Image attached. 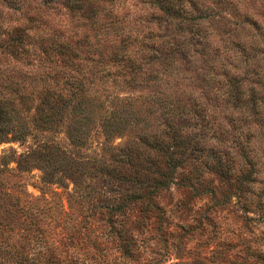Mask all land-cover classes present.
<instances>
[{
	"label": "rangeland",
	"instance_id": "rangeland-1",
	"mask_svg": "<svg viewBox=\"0 0 264 264\" xmlns=\"http://www.w3.org/2000/svg\"><path fill=\"white\" fill-rule=\"evenodd\" d=\"M50 97L62 108L47 125ZM0 103L11 192L41 196L46 163L17 161L46 144L87 163L94 187L115 147L181 144L160 200L174 236L148 256L264 264V0H0ZM57 172L68 209L77 177ZM11 205L0 198V221L22 215Z\"/></svg>",
	"mask_w": 264,
	"mask_h": 264
},
{
	"label": "trees",
	"instance_id": "trees-1",
	"mask_svg": "<svg viewBox=\"0 0 264 264\" xmlns=\"http://www.w3.org/2000/svg\"><path fill=\"white\" fill-rule=\"evenodd\" d=\"M51 98L43 110L47 125L57 120L62 108V99L52 102ZM7 114L0 103V143L9 133ZM79 132L75 135L77 141ZM111 136L109 130L108 141ZM143 143L115 147L116 153L111 152L108 160L96 161L91 175L97 187L80 181L87 163L64 157L63 164L60 149L55 146L46 144L42 146L44 153L21 155L17 170L22 169L21 159L40 156L49 179L42 178L44 185L38 197L27 189L22 190L23 195L11 192L8 184L0 181V198L9 200L12 208L22 214L13 222L0 221V264H223L209 255L191 260L178 255L175 262L148 256L156 251L152 243L166 246L169 236H174L168 232L169 216L160 200L168 194L173 183L171 170L179 164L174 152L184 147L178 144L177 150L170 153L169 147L157 141L148 139ZM1 162L8 164L6 157ZM59 170L77 177L76 189L68 196L69 210L58 198L60 194L49 188ZM186 181L192 184V179ZM21 183L19 188L24 186Z\"/></svg>",
	"mask_w": 264,
	"mask_h": 264
}]
</instances>
